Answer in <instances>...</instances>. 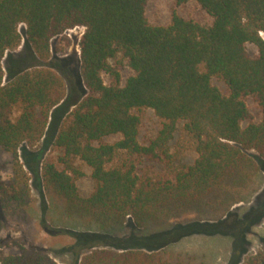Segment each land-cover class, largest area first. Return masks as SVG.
I'll list each match as a JSON object with an SVG mask.
<instances>
[{"label": "trees", "instance_id": "1", "mask_svg": "<svg viewBox=\"0 0 264 264\" xmlns=\"http://www.w3.org/2000/svg\"><path fill=\"white\" fill-rule=\"evenodd\" d=\"M148 1L0 0V154L9 156L10 170L4 178L0 163V200L27 198L25 167L31 170L27 156L33 155L27 149L43 141L52 114L59 111L51 136L57 154L43 161L41 177L47 193L70 213L103 227L127 217L147 227L204 210L225 215L242 201L239 187L256 170L246 151L264 156V40L259 35L264 0H194L211 17L207 25L176 14L168 24H150ZM188 1L175 0L177 5ZM76 26L84 28L78 46L86 90L64 112L62 77L33 60L49 59L51 39ZM21 42L31 58L12 59L4 72L5 54ZM123 62L132 74L121 83ZM103 74L112 81L105 83ZM213 78L225 84L226 92L212 84ZM247 99L260 110L258 122ZM144 109L152 110L160 126L141 143L138 112ZM179 123L196 154L190 165L175 164L170 149ZM144 162L160 169L143 172ZM80 164L90 169L93 181L87 196L76 185L84 175ZM0 264L58 263L43 249L20 246L16 254H0ZM78 264L198 263L190 254L168 249L92 244ZM243 264H264V251Z\"/></svg>", "mask_w": 264, "mask_h": 264}, {"label": "rangeland", "instance_id": "2", "mask_svg": "<svg viewBox=\"0 0 264 264\" xmlns=\"http://www.w3.org/2000/svg\"><path fill=\"white\" fill-rule=\"evenodd\" d=\"M175 0H149L145 6L147 21L153 25H165L173 14L185 19H193L201 24H210L211 17L203 11L194 0L177 5ZM24 25L19 26L22 33ZM84 28L76 26L51 39L50 57L39 61L34 58L36 67H46L57 72L65 83V96L61 106L69 112L73 104L84 95L85 88L80 77L79 39ZM264 40V32H259ZM250 54L256 49L246 45ZM31 58L29 49L21 45L14 51L5 54L2 60L4 72L11 66V60ZM110 64L114 66V61ZM121 83L132 74L131 69L123 62L118 67ZM6 74V73H5ZM105 83L112 81L103 74ZM212 84L222 92H226L225 84L217 78ZM246 104L252 114L253 121L261 118L256 104L247 99ZM141 117L139 141L146 142L160 126L152 110L138 112ZM62 117L65 116L63 112ZM60 116L56 111L52 114L49 127L43 141L27 156L31 170L25 167L29 178V192L22 202L9 203L0 200V254H16L20 246L45 250L58 264H78L88 247L97 244L101 247L122 249L139 247L147 251L168 249L192 255L198 264H243L244 260L264 251V156L253 150L246 151L252 159L256 170L249 171L246 186L239 187L237 196L242 201L234 204L225 215L211 210L189 213L180 217L152 223L147 227H139L132 218L127 217L121 224L101 226L94 221L89 222L76 212H68L63 203L47 193L41 177V165L47 157H54L57 152L51 147V136L55 129V119ZM245 125V124H244ZM182 123L177 126L170 149L175 164H191L196 157L195 152L181 135ZM110 138L109 141H113ZM9 156L0 154V163L4 164L2 176L9 175ZM24 159L21 156V161ZM84 175L76 181L80 195L87 196L92 188L90 169L80 164ZM159 165L144 162L141 170L156 172ZM88 246V247H86ZM80 247V248H79ZM85 247V248H83ZM90 249V248H89Z\"/></svg>", "mask_w": 264, "mask_h": 264}]
</instances>
